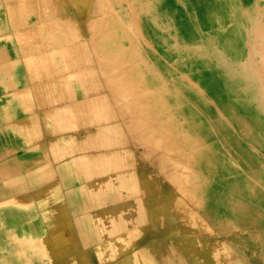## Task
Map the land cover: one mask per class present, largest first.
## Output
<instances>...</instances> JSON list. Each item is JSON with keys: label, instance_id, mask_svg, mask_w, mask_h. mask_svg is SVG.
Wrapping results in <instances>:
<instances>
[{"label": "bare ground", "instance_id": "1", "mask_svg": "<svg viewBox=\"0 0 264 264\" xmlns=\"http://www.w3.org/2000/svg\"><path fill=\"white\" fill-rule=\"evenodd\" d=\"M135 1L140 2L139 14L141 15L139 20L135 18L133 22L128 8ZM263 1L253 0L251 7L242 14L236 5V0H178V8L175 3H165L163 7L160 1L156 4L154 0H4L5 9L3 14L0 13V22L4 32H10L11 37H5L3 41H0V95L2 93L6 95L7 91L12 89H24V79L30 78L34 85L45 91L58 90L61 94L76 96L77 101L82 100L80 103L97 104L101 110L100 120L107 115L103 113V110H108L110 118L113 116L118 122L115 97H118L120 93L116 92L127 88L129 96H135L146 106L150 105L153 108L156 100L157 108L162 112L160 117L163 118L168 114L166 107L170 104H166L161 95L158 96L157 92H162L161 86L145 66L142 65V69H138L139 66L134 63V46L128 42L127 36L116 31L114 21H108L106 17L100 19L98 9L100 5H105L111 10L121 12L119 15L124 18V26L132 28L134 32L137 31L135 29L137 26L142 27L138 37L144 43L151 38L161 39V36L169 38L170 47L175 51L184 50L187 57L185 69L178 70L182 74L180 77L186 79L185 89L202 92L204 97H208L207 99L213 98L215 107L216 104L225 106L227 117L221 125L218 114H213V109L210 108V101H201L205 118L212 120L217 130L221 129L227 141L229 129H233L231 149L235 155L234 161L253 175L255 183H250L249 179L242 181L237 170L228 169L231 165L226 162L225 157L216 158L219 143L213 141L209 134L207 136L203 120H196L191 116L189 129L192 145L190 153L192 178L195 170L198 173L197 165L202 161L203 156L206 159V166L210 168L211 177L216 170H222L226 177L231 171L234 196L225 195L222 202L220 200L221 204L210 202L217 211L220 205L227 206L225 215L224 206H222V215L229 220L234 218V224L241 227L242 222L238 223L237 218L240 219L238 215H242L245 208L254 207V204L264 208V104L258 93L254 89H249L238 73L235 65L238 60L235 53H242L240 48L244 42L245 32L249 29L254 35L258 25L262 23L264 5L261 2ZM68 4L71 5L74 15L70 13L71 15L66 16L62 11L60 12V9ZM117 15L113 13V16ZM73 16H77L78 20L70 19ZM174 37L179 38L178 42L173 41ZM156 45L159 52L160 45L158 43ZM91 47L94 48L95 55L93 59L88 60L87 49L92 50ZM105 52L111 56L110 60L105 56ZM124 65L125 68H123ZM99 76H104L107 81V93H101ZM170 80L168 77L167 81L170 82ZM133 92L136 94H132ZM108 93H110L109 97H107ZM10 100L9 97H0V105L5 111L4 116L11 115V108H6L9 107L8 105L11 107L12 103H7ZM134 102L131 100L129 104ZM130 106H117L118 112H125L126 107ZM7 111L9 114L6 113ZM175 113L174 120L169 126V128L174 126V130H169V120L159 132L162 137L159 144L161 151L165 145L166 148L170 147L167 143L169 140L183 142L186 140L185 125L179 122L176 104ZM179 113L186 114L187 110L181 108ZM169 117L168 114V119ZM126 129L131 130L130 127ZM126 129L123 128L125 134ZM236 134L241 135L246 149L238 141ZM181 149H183L182 145ZM143 154L145 158H149L147 149L143 150ZM176 154L184 158L183 153L178 154L177 151ZM0 158L3 159V157ZM165 161L168 162V160ZM160 163L162 164V160ZM157 170L162 179L167 176L171 186L180 191L179 180L182 171L180 168L165 170L168 174H165L163 168H157ZM186 177L188 179V175ZM192 185H195V182ZM171 186L167 185L168 194L163 190L164 229L169 230V224L178 229L181 237L182 233L185 234L187 231L193 234L187 251L192 257L194 256V259H197L196 261L199 260L200 255H203L205 264H228L220 239L217 236L214 239L210 227L201 219L197 220L194 204L189 205L192 212H185L180 208L179 200H175V195L178 196V194L172 190ZM188 199L192 203L195 202L189 197ZM193 211L194 214H192ZM250 217L249 214L248 218ZM174 231L177 232V230Z\"/></svg>", "mask_w": 264, "mask_h": 264}, {"label": "crops", "instance_id": "2", "mask_svg": "<svg viewBox=\"0 0 264 264\" xmlns=\"http://www.w3.org/2000/svg\"><path fill=\"white\" fill-rule=\"evenodd\" d=\"M24 82L0 95V264H205L193 234L164 229L165 186L108 110Z\"/></svg>", "mask_w": 264, "mask_h": 264}, {"label": "rangeland", "instance_id": "3", "mask_svg": "<svg viewBox=\"0 0 264 264\" xmlns=\"http://www.w3.org/2000/svg\"><path fill=\"white\" fill-rule=\"evenodd\" d=\"M154 1L156 4L160 1V4L163 7H165V3H175L176 6H179L178 0ZM252 1L253 0H236V5H238L240 12L245 14V11L251 7ZM261 3L264 5V1ZM71 8V5L68 4L67 6H63L60 9V12L62 11V13L66 16L71 15L70 13L74 15ZM128 10L129 14H131V19L133 22L135 18L139 20V16L141 15L139 14L141 11V5L139 1H135L130 6V8H128ZM113 13H117L118 15L113 16ZM120 13L121 12L117 10L109 9L105 5H100L98 9L100 19H102V17H106L108 21H114L116 31L127 36L128 42H131L135 48V65L139 66L138 69H142L143 65L151 72L162 88L161 93L157 92L158 96L161 95L164 101H166V104H170V106L166 107V110H168V114L170 115L169 119L168 114L162 118L160 117L162 112L157 108L156 100L154 101L155 106L151 108L150 105L146 106L145 104H142V102L140 103L135 96H129L127 88H122L120 92H116L120 93L118 97H115V107L117 110L116 116L118 120L117 125L125 129L130 127V131H127L126 129V135L131 139L133 147L139 154V163L141 168L147 170L149 178L153 175L155 177L152 178H157L163 182L165 186V193H167L166 191L168 190L167 185L171 186V184L167 181L169 180L167 176H165L164 179L161 178L157 168H163L164 171L180 168L182 170L180 172L179 180L180 191H177L175 187L171 186L172 190L178 194V196L175 195V200H179L180 208H182L185 212H192V208L190 206L194 204V211L197 220L201 219L206 225L210 227L214 239H216L215 236L220 239L222 247L225 251V260L228 261V264H264V208L255 204L254 207L248 206L245 208V212L242 215H238L240 216V219L237 218V222H242V226H236V224H234V218L229 220L228 218L224 217L227 206L220 205V209L217 211L210 202L212 201L213 203L221 204L225 195L234 196L233 174L231 171L226 177L222 170H216L214 175L211 177L209 173L210 168L206 166V159L203 156L202 161L197 165L198 173L195 170V180L194 175L193 178L191 175L193 174L190 160L192 145L190 142L191 132L189 128L191 116H193L194 119H200L205 122L207 136L209 134V136L213 138V141L219 143V149L216 151V158L225 157L226 162L231 165L228 167V169L233 170L234 168L237 170L240 177L242 178V181L244 179H249L250 183H255L253 180V175L248 173L242 166L239 167L237 162L234 161L235 155L231 149V143L234 137L233 129H229L227 141L223 137L221 129L217 130L213 124V121L209 120V118H205V110L201 106V101H210V108L212 107L213 114H218L221 125L225 122L227 117V110L225 106L223 104H216L215 107L213 105V98L212 100L207 99L208 97H204L202 92L185 89L186 79L181 78L180 76H182V74L180 71H178L184 70L186 67L185 64L187 57L184 50L177 49L175 51L169 45L170 39L162 36L161 39L151 38L146 43H144L138 37L139 30L142 27L137 26L135 28L137 30L136 32L131 30L132 28H126L124 26V18L123 16L119 15ZM74 18L78 20L77 16H73L70 19ZM261 19L262 23L258 25L256 30L257 32L254 35L250 33L249 29L245 32L244 42L240 48L242 53H235L238 60L236 61L235 65L238 73L241 75V78L243 77L245 84L249 86V89H254L258 93L259 98L264 104V11L262 12ZM83 20L85 21L86 18ZM178 39L179 38L174 37L173 41L178 42ZM156 43L160 45V51L158 50L159 52H157ZM91 49L92 50L87 49L89 53L87 57L88 60L93 59V55H95L94 48L91 47ZM105 54L103 55L108 57L110 60L111 56L107 52H105ZM123 68H125V65ZM168 77L171 79L170 82L167 81ZM99 78L101 79V93H107L108 84L106 79H104V76H99ZM132 94L136 93L133 92ZM109 96L110 93H108L107 97ZM131 100L135 102L129 104ZM175 104L178 109L177 114L179 117V122H183L185 125L186 140L185 142L169 140L167 143L170 144V147L166 148L165 145L164 149L161 151L159 144H161L160 140L162 137L159 135V132H161V129L169 120L170 122L168 128L171 122H173V116L176 114ZM120 105L131 106L126 107L125 112H118L117 106ZM181 108H185L187 113H179ZM199 115L203 118H201ZM160 118L162 119L160 120ZM170 129L174 130V126L170 127L169 130ZM236 135L238 141H240L242 143L241 145H243V147L246 149V144L244 140H242L241 135ZM181 145L183 149H181ZM144 149L148 150V159L145 158V155L143 154ZM177 151L178 154L183 153L184 158L178 157L176 154ZM159 159L162 160V164L160 163ZM165 160H168V162ZM167 171H165V174H168ZM187 175L188 179L186 177ZM194 182L195 185H192ZM187 186L190 189L187 188ZM242 196H244L243 193ZM188 197L195 202L192 203ZM209 204H211V206ZM222 206H224V215H222ZM194 211L192 214H194ZM227 212H232V210H227ZM249 214L251 215L250 218H248ZM235 251H237V253Z\"/></svg>", "mask_w": 264, "mask_h": 264}]
</instances>
